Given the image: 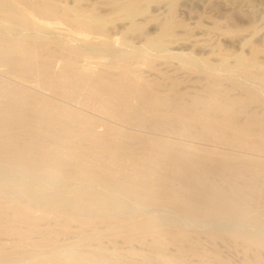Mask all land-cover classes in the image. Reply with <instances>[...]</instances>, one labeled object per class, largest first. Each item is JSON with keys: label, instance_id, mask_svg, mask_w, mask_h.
I'll list each match as a JSON object with an SVG mask.
<instances>
[{"label": "bare ground", "instance_id": "6f19581e", "mask_svg": "<svg viewBox=\"0 0 264 264\" xmlns=\"http://www.w3.org/2000/svg\"><path fill=\"white\" fill-rule=\"evenodd\" d=\"M82 1L0 0V234L7 238L0 245V264L26 257H37L32 264H189L190 256L201 258L206 264L210 259L206 250L201 247L202 252L197 253L194 243H189L193 237L190 229L199 218L228 224L210 232L211 239H227L263 252L264 207L252 196L256 187L241 180L247 177L246 171L251 165H257L264 172L262 156L242 155L250 145L249 150L254 152L264 150V141L260 142L264 138V65L257 60L264 49H251L247 56L230 55L232 64L225 55L215 65L199 61L200 58L188 53L168 54L165 46L173 40V28L178 26L172 18L174 4L170 0L169 16L160 23L159 33L144 39L145 48L123 51L122 59L117 60L114 53L118 47H112L115 43L107 25L123 20L130 31L139 32L135 18L145 13L147 4L159 0H97L105 7L103 11L95 4L84 7ZM60 25L67 34L59 33ZM152 54L160 55L164 61L172 56L177 60L178 69L206 78V83H201L206 95L195 94L190 100L179 95L169 106L158 97L162 93L154 94L153 82L148 86L140 78L146 86L141 83L143 87L137 88L126 79L124 73L131 75L137 68L125 69L124 75L118 69L115 78L108 76L109 69L124 67L132 57L150 61ZM105 57L112 59L108 64L102 60V65L108 66L101 70L97 67L101 66L99 59ZM92 58L98 61H90ZM57 63L60 71L54 77ZM95 67L102 72L95 75ZM170 79L166 92L172 93L176 87ZM226 80L230 86L224 89ZM60 85L72 90L81 86L87 90L84 99L81 89L75 92L76 96L68 98L80 108L72 110L69 107L72 103L67 106L62 102L67 107L59 110L60 117L54 116L59 104L56 103L59 96H55L56 110L45 105L49 111L42 113V102H45H41L42 92L60 95L65 91L64 87L59 90ZM234 91L243 93L234 98ZM251 112L249 119L256 127L248 124L238 127L249 120L246 117ZM170 122L186 125L183 132L191 125H207L213 133L230 132L239 155L226 156L211 150L197 152L198 149L186 146L170 147L163 140L144 136L150 135L147 131L157 130V125ZM132 123L142 135L123 131L124 124L131 126ZM201 131L198 132L207 140L203 136L206 132ZM135 150L150 158L147 162L143 159L146 165L144 168L140 165L139 172H131L127 166L130 172L111 167L109 156L125 157L137 165ZM249 178L252 179L251 174ZM173 182L177 185L173 186ZM239 220L252 228L231 225ZM108 230L106 236L121 240L129 247L127 251L114 248L104 254L100 233ZM69 237L91 238L93 249L66 256L56 254L54 249ZM133 244L145 247L148 255L133 251ZM165 245H174L176 252L167 256L164 252L169 247L165 249Z\"/></svg>", "mask_w": 264, "mask_h": 264}, {"label": "rangeland", "instance_id": "374dc122", "mask_svg": "<svg viewBox=\"0 0 264 264\" xmlns=\"http://www.w3.org/2000/svg\"><path fill=\"white\" fill-rule=\"evenodd\" d=\"M172 1L174 4V8H173V12H172V18L174 19V21L177 22L178 26L173 28V40L171 42H169V44L167 43V45L169 47L167 45L165 46V51L169 52L168 54L175 55L177 52L178 55L179 54L180 55H187V53H188L190 56H194L193 58H196V59L200 58V59H198L199 61L204 60V62H208L209 64L211 63V65H215L216 63H218L219 59L225 55L228 56V58H227L228 62H230V64H232V59H231L230 55L241 54L243 56H247L251 49H264V0H172ZM169 3H170V0H159L157 2H151V3L147 4L145 13L142 15H139L135 18L136 23L140 27L139 32L130 31L128 24L123 20H116V21L112 22V24L110 23L107 25L108 33H109V35H112L110 37L113 39V43L116 44V45L113 44L112 47L114 49H116L118 47L116 49L117 52L114 53L115 59L118 58L117 60H121L123 51L132 50V49H134L133 47H135V50H140V49H143L146 47L144 44L145 43L144 39L147 38V36L152 37V36L157 35L160 31V27H159L160 23L162 22L163 19H165L169 16V14H168L169 13ZM81 4L84 7L95 4L97 9L100 11H103L105 9V7L100 5L97 2V0H83ZM59 28H60L58 30L59 33L65 35L66 30H64L65 29L64 26L60 25ZM66 34H67V32H66ZM75 43H77V42H75ZM126 43H129L128 46H126L127 45ZM141 43H142V45H141ZM129 46L131 49L129 48ZM126 47H128V48H126ZM155 55L158 59L154 58ZM155 55L152 54V56L149 59L150 61H148V59L146 61V58H144V57L143 58L139 57V56L132 57L131 59L127 60V61H129L128 64H127V62H125L124 67L122 66L124 70L122 69V67H120L121 69L120 68L109 69L111 73L108 74V76L109 77L114 76V78H115L118 75L119 70H120L119 74H121V73H122V75L127 74V75H125L126 79L129 78V81L130 82L132 81L131 83L133 85L136 84L134 86L137 88H139L141 86L143 87L145 82H146L145 84L148 86L153 82V84H151V85L154 88V94H155V92H158L157 93L158 95H160L162 93L161 96H158L157 94L156 95L161 99V101L163 103H165L166 105H169V106L171 104L173 105V103H174L173 101L175 99H179V95H180V98L181 97H183L184 99L187 98L186 100H188V99L190 100L193 96H195V94L197 97H203L206 95V91L204 89V84L207 81L206 78L199 76L195 72H192V71H186L185 70L187 73H184L185 72V71H183L184 69H181V68L178 69L179 65L177 63V60L174 59L172 56H171V59L173 58L175 60L174 64H173V62H174L173 59L171 60L169 58V60L167 59V61H168L167 62V61H164L166 59L160 57V55H157V54H155ZM111 59H112L111 57L110 58L108 57V59H107V57H105L104 59H99V60H101V61L104 60V62L108 64V62H110ZM137 59H138V61H137ZM143 60L145 61L146 64L142 63ZM257 60L261 64L264 65V53L258 54ZM90 61H92V62L98 61V59L92 58V59H90ZM101 61H99L101 63V66L98 65L97 67L99 69L101 68V70L107 69L105 67H107L108 65L107 66H105L106 64L102 65V63H104V62L103 61L101 62ZM169 61H171V62H169ZM149 62H150V64L152 63L151 64L152 67L148 66V65H150ZM163 62H165V63H163ZM120 63H122V62L120 61ZM59 64L60 63H57V65L54 68V70H55L54 77L59 74V71H60V65ZM130 64H132V65H130ZM134 64H136V65H134ZM170 64H172V65H170ZM126 65H129L128 68H126ZM153 66H155V68H153ZM97 67H95V69H97ZM174 67H176V69ZM135 68H137V69H135ZM157 68H158V70L160 69L159 73L156 72V71H158ZM95 69L93 68L94 71H95ZM99 69H97L94 72L95 75H98L100 72H102ZM125 69H131V70L135 69V70H133V73L130 75V72L123 74ZM154 69H155V71H154ZM180 69H181V71H179ZM137 70H138V73H137ZM116 71H118L117 74H116ZM164 72L166 74H169V75L166 76V74ZM174 72H176V74H174ZM161 73H162V75H161ZM171 73H173L172 74L173 76L172 75L170 76ZM139 75H141V76H139ZM156 75L157 76L160 75L161 78L157 77ZM128 76H131V77H128ZM165 77H166V79L168 77L167 81H166ZM200 77H202V78H200ZM140 78L143 79L142 80L143 82L145 80V82L144 83L141 82ZM169 78H171L170 79L171 82L173 84H175V87H176L175 91L173 90L172 93L166 92L167 91V85L170 82ZM176 78H178V79H176ZM71 79L77 80L76 78L73 79V77ZM133 79L136 81L135 83H134ZM183 79H185V81ZM62 80H64V79L62 78ZM172 80H174V81H172ZM177 81L180 83V85H179V83H177ZM64 82H65V80H64ZM158 82H161V84H159ZM201 83H204V84L201 85ZM228 84H229V81L226 80L223 83L222 87L224 89L228 88V86H230V84L229 85ZM146 85H144V86H146ZM202 86H203V88H202ZM63 87H64V90L66 91V93H65V91H63L64 95L62 92V94H60V95L54 94L52 96L51 94L46 93L48 91L40 90L41 92L43 91L42 92L43 95L41 93H39L40 96L41 95L43 96V99L41 100V102L45 100V102H42V103H44L43 106H41L42 109L44 110V111L42 110L43 111L42 113H44V112L47 113L49 111V110H47V108L53 109L56 107V105L58 103H59L58 107H56L58 110H56V108H55V110H56L55 112H57L56 113L57 115L54 112V116H58V117H60V113H61V111H59V110H61L62 107L65 106L64 104H66L68 106L69 103L70 104L72 103V105L69 106L72 110H75L76 108L77 109L80 108V106L78 104H76L74 102H69L68 98H72L73 96H76L75 92L76 91L78 92L81 89V90H83L82 98L84 99V96L86 97L87 90L84 91L83 88H80L81 86L77 87L78 90L75 89L76 87H74L73 90L69 89V88L67 89V88H65V85H63V86L60 85L59 90H61V88H63ZM155 87H160V88L157 89ZM161 89H164V90H161ZM67 90L69 92L68 93L69 96L67 95ZM184 90H186V91H184ZM188 90H189V92H188ZM194 92H196V93H194ZM58 93H60V91H58ZM165 93H166V95H165ZM175 93H177V95H175ZM242 93H241V91H234L233 97L237 98V97H239L238 95H240V94L242 95ZM48 94L51 96H49ZM170 94H173V95H170ZM186 94L189 97H187ZM44 95L47 97H45ZM55 96L57 98L59 96L58 102H56L58 100L57 98H56L57 100L54 99ZM164 97H165V99H164ZM168 99H169V101H168ZM46 101H49V103ZM54 102H56L57 104ZM62 102L63 103L65 102V103L63 104ZM42 103H41V105H42ZM45 105L47 106L46 110L44 107ZM48 105H49V107H48ZM67 106H65V107H67ZM77 109H76V111H77ZM256 111H260V110L257 109ZM254 113H256V112L254 111ZM251 115H253L252 112L246 118L249 119L251 117ZM172 122H170L171 124H169V125H157L156 128H157L158 132L156 129L155 130L153 129V131L152 130L147 131L150 135L144 134V136L148 137V138L151 137L154 139L163 140L170 147H184V146H186V148H189V149H198L197 152H201L202 150H211V151H214L216 153H221V154H225V155L227 154L226 156H233L234 157V156L239 155L237 152L238 149L233 143L235 141V139L233 138L234 136L230 132L223 134V133H220L219 131L213 130L214 131V133H213L212 131H209L211 129L207 125H201L202 127H205V128H202L201 126L197 127L196 125H194V126L191 125L190 128L187 129L188 130L187 132H189V133H187V132L181 131L183 129V126L185 128L187 127L186 125L175 124ZM245 122H247V123H245ZM242 123H240L238 127H246L247 124L250 127H256L255 125L251 124L250 119L248 121H244L243 124ZM173 124L177 125L178 127H175ZM134 126H135V123H132L131 126H129V125L126 126V124H124L125 128L123 131H126L127 133H133L134 132V133H137L139 135H142V134L137 132L138 129L136 126L135 127ZM160 126H163V129ZM170 126H172L171 127L172 129H170ZM211 127H213V126H211ZM191 128H193V129H191ZM202 129L204 130V132H206L203 134V136L206 135L205 138H207V140L204 139V137L202 138V133L200 134L198 132V131L202 132L201 131ZM97 130L99 133L101 132L100 131L101 128L100 129L98 128ZM163 131H165V132H163ZM178 132H180V133H178ZM195 132H197V133H195ZM198 133H199V135H197ZM220 134H222V135H220ZM207 135H208V137H207ZM230 135H232V136H230ZM165 136H168V137H165ZM182 136H184V137H182ZM179 139L181 142L179 141ZM230 139H232V140H230ZM256 139H258V138H256ZM209 140L211 143L209 142ZM263 141H264V138L261 139L260 142H263ZM257 142H256V144H257ZM194 145L196 146V148H194L195 147ZM248 147L251 148L252 146L250 145ZM235 148H236V150H235ZM249 148L244 150L245 153L242 154L244 157L254 156V158H255L258 155H260V156H262V157H260V159L264 162V160H263L264 159V154H263L264 150L261 153H257V152H254L253 150H249ZM134 153H135V157L139 158V159L136 158L137 165H134L129 160H127L125 157L122 158V157H113V156L111 157V156H109L108 160H110V164H111L112 168L114 166H115L114 168H116V166H117V169L118 168H119V170L122 169L121 171L125 172L126 170H128L126 168V166H127L130 169V171L132 170L131 172H134V171L139 172L141 168L145 167L144 164L146 165V162L149 161L150 158L147 157L144 152H141V150H139V151L135 150ZM228 153H232V154L228 155ZM147 158H149V159H147ZM118 159H119L120 163H119ZM143 159L146 162H143L144 161ZM112 161H113V163H112ZM115 161H116V163H115ZM140 165L142 166L141 168H140ZM135 166L138 168H136ZM251 166L253 167L252 169H250ZM251 166L249 167V171H246L248 174L245 172L247 174V177L245 176L246 178L245 177L242 178L241 181L250 182L253 184L254 187H256L255 190L256 189L257 190L255 191V193L250 192V194L253 193L254 195L252 194V196L255 198L258 205L264 207V190H263V188H264V181H263L264 180V172L260 171V167H258L257 165H254V166L251 165ZM128 171H126V172H128ZM250 172H252V173H250ZM173 174H174V172H173ZM175 174L177 175V177L179 176L178 173H175ZM250 174H251L252 179L249 178ZM257 175H258V177H257ZM255 179H256V181H255ZM251 180L254 181L255 184ZM262 181H263V183H262ZM173 184H174L173 186H176L177 182L176 183L173 182ZM129 207H130V210H132L131 206H129ZM133 214H138V213L133 212ZM225 224H227V223H225L223 221H214L213 222V221L208 220V219H203V218L200 219L199 218V219H197V222L193 226L194 228L191 227L193 229H190L189 227H187V230L190 229V233H189L190 236L191 235L193 236V237L189 236L190 237L189 243L191 245L193 243L196 245L199 243L198 244L199 246H197V247H196V245L193 244V246H195L194 249L198 250L197 253L202 252V250H201L202 248H203V250H206L207 253L205 251H203V252H205V254L210 258L206 264H209V263L215 264L216 260H218V263H216V264H220V263H226V264H244V263L245 264H264V251L262 252L261 250H258L259 251L258 252L257 249L254 247H250V248L244 247L241 243H238V242L234 243L233 241L230 242L231 240L228 241L227 239H223L220 241V239L219 240L218 239L213 240L210 238V232H215L216 230L219 231V229L221 230L222 228H224L226 226ZM232 224L234 226L236 225L237 227H240V228L243 227V229L252 228L249 223L244 222L242 220L241 221L240 220L234 221L231 223V225ZM111 229H113V230L115 229L114 225L111 227ZM109 232H110V230L102 231L100 233V236H101L100 239H101V245H102L101 248H102L104 254L109 253L114 248L121 251V252L127 251L129 247L125 243H123L121 240L112 239V238L109 239V237L106 236ZM192 232H194V233H192ZM206 233H208L207 235L209 238L206 237L207 236ZM74 238L78 241H76ZM192 238L194 240L197 239L196 242ZM263 238H264V236H263ZM6 239L7 238H5L4 235L0 234V245L4 244ZM65 239H64V241H61L62 243L59 244V247H56L54 249V252L56 254H59L60 256H66V255H69L72 253H77V252H89L93 249V245H91V244L94 242V240L91 238H89V239L83 238L82 239V238H78V237H69V239H67V238H65ZM208 239H210V241ZM147 240L149 241L150 239L148 238ZM147 240H146V242H148ZM211 241H212V243H211ZM71 245H73L74 247ZM76 245H77V247H76ZM139 246H140L139 244H137V245L133 244L131 246L132 248L131 247L130 248L135 252H141L144 255H148V252L145 250V247L141 246L142 247L141 248ZM167 246L169 248H167ZM164 247H165V249L167 248L166 252H164L165 254L168 253L167 256L172 255V254H174V252H176V250H175L176 247L174 245L173 246L172 245L171 246L165 245ZM171 247L173 249L175 248L174 249L175 251ZM198 247H200V248H198ZM134 249H136V250H134ZM249 249L250 250L252 249L253 251L252 250L249 251ZM254 249H256V250H254ZM210 252H211V255H210ZM214 252H216L218 255L215 254ZM208 253H209V255H208ZM188 258H189L188 262L189 261L191 262V263L189 262V264H204V261H202L201 258H198L196 256H192V257L190 256ZM191 258H193V259H191ZM194 258H196L197 260ZM35 260H37V257H35V258L30 257V259H29V257H26V258H23V259L18 260L16 262L10 263V264H32L33 262H35ZM198 261H200V262H198ZM257 261H258V263H257Z\"/></svg>", "mask_w": 264, "mask_h": 264}]
</instances>
